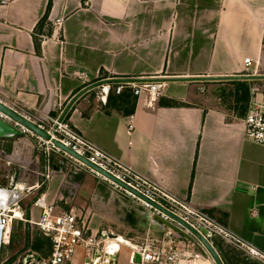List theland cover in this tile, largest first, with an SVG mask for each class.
<instances>
[{
	"label": "crops",
	"instance_id": "obj_1",
	"mask_svg": "<svg viewBox=\"0 0 264 264\" xmlns=\"http://www.w3.org/2000/svg\"><path fill=\"white\" fill-rule=\"evenodd\" d=\"M49 1L8 0L0 8V97L19 99L37 115L57 117L79 91L96 84L64 119L264 253V145L246 138L245 124L250 90L258 87L264 100V79H207L264 75V0H52L37 45L36 27ZM58 18L62 27L54 31ZM246 58L254 60L248 68ZM172 78L200 79L153 82ZM141 81L162 84L160 95H134L128 83ZM120 82L124 89L118 94L114 88ZM237 82L250 86L247 103L244 95L239 98ZM106 83L113 87L112 97L131 94L134 114L127 116L99 99ZM57 156L64 157L66 169L79 172L75 177H83L78 192L89 191L94 200L69 204L55 188L45 187L47 200L57 211L76 213L92 234L122 238L117 264H131L130 246L137 236L162 237L151 227L148 210L131 208L124 214L118 190L100 180L85 185L92 182L87 173L96 176L70 155ZM48 169L49 161L44 164ZM217 242L228 264H251L249 259L262 264L242 250L239 260L228 251L232 245L220 237ZM85 254L79 248L73 264H84Z\"/></svg>",
	"mask_w": 264,
	"mask_h": 264
},
{
	"label": "built area",
	"instance_id": "obj_2",
	"mask_svg": "<svg viewBox=\"0 0 264 264\" xmlns=\"http://www.w3.org/2000/svg\"><path fill=\"white\" fill-rule=\"evenodd\" d=\"M7 2L8 0H1L0 8L5 6ZM62 23L63 18L56 19L54 31L60 30ZM244 63L246 68H248L253 65L254 60L246 58ZM257 63L258 61L256 65H258ZM128 85L132 87L134 95L138 96L146 91L153 98L160 95V88L162 86V84L153 82H141L139 85L130 82ZM123 89V82L118 83L114 88L118 94ZM111 90H113V87L110 83L102 84L98 93L99 99L106 103ZM250 92L251 97L245 116L246 138L264 145V100L259 98L260 90L258 87L253 86ZM0 103L50 135V139H46L0 111V119L17 128L21 134L33 137L39 150L69 157L67 152L63 151L53 142V140L59 141L79 156L86 158L97 168L112 176L119 183L125 184L131 190L140 193L145 198L166 209V211L179 217L193 229L203 235H205L204 230L208 231L210 237H207V239L210 241L214 237H220L239 249L246 251L250 256L264 264V253L232 235L226 226L206 213L201 207L192 205L170 190L151 181L148 177L137 173L131 166L124 163L122 159L104 150L92 140L79 133L64 118L61 119V116L53 117L42 113L37 115L34 108L22 105V103H19V99L7 100L0 97ZM129 130H133L132 120L129 123ZM73 158L77 164L86 167L100 181L108 183L113 189L122 191L128 197L139 201L152 216H159L161 219L177 227L178 230H173L165 226L161 238L146 237L142 241L131 245V263L136 253L140 255L141 264H178L193 256L175 243V239H190L201 244L187 227L179 224L168 214L155 208L152 204L142 200L131 190L122 187L118 182L111 180L97 170L85 166L75 157ZM46 177L49 178V175L47 174ZM41 186V184H36L25 187L14 183V181L7 186L0 185V264H3V247L12 223L16 220L25 221L21 202L28 192L41 188ZM32 207L39 211V218L37 221H26L35 224L44 236L50 239L52 251L47 256L33 254V258L29 264H73L79 248L85 250V259L91 257L94 249H99L103 254L113 253L108 250L106 240H102L98 235L89 232L87 225L80 220L76 213L57 211L55 205L47 200L44 192L37 195ZM195 257L197 258L198 255H195ZM21 259L18 260L19 264H21Z\"/></svg>",
	"mask_w": 264,
	"mask_h": 264
},
{
	"label": "rangeland",
	"instance_id": "obj_3",
	"mask_svg": "<svg viewBox=\"0 0 264 264\" xmlns=\"http://www.w3.org/2000/svg\"><path fill=\"white\" fill-rule=\"evenodd\" d=\"M63 158L64 157L57 156V153L46 154L45 152L39 150L35 139L30 135L28 136L25 134H20L18 136H15L14 138H11L10 140L0 139V185L7 186L12 181H14V183H17L18 185L25 187L36 184L42 185L41 188L28 192L23 201L21 202V209L24 211L25 221L16 220L12 223L7 233V238L3 247V263L6 262L5 264H19L18 260L24 257L28 252H32L33 254H38L41 256H47L49 254L48 246L47 244L45 245L47 237L44 236V234L35 224L26 221L28 220L26 216V209L28 208L30 209L29 220L37 221L39 218V211L34 210L35 208H32L31 203H33V201L38 195V192L42 188L49 187V190L51 188H55L56 192H58L56 194H60V197H62L63 199L65 197L64 200H67L69 204L79 203L80 205L83 204L85 206V202H88L89 204L93 203L94 197L92 196L91 192H78V188L80 186L79 184L83 177H75L78 175L79 172L74 173L73 171L71 172L69 170L70 168L66 169V165L62 164V162L66 163V160H64ZM45 159L47 160V162L49 161L50 169L47 170L48 173H46V171L44 170V164L47 163L45 162ZM54 164H59L60 166V168L56 170L57 172L55 171V169H53ZM61 169L64 172H61ZM81 172L89 171L82 170ZM47 174L49 175V178L46 177ZM86 175L88 176L86 178L92 181L90 184H85L87 186H92L93 180L99 181L97 177H90L89 173H87ZM108 186L112 188L110 185ZM117 199L119 201V207H123L122 209L124 214L128 212V209L131 208H135L142 212L147 211L139 203V201L128 197L122 191L118 190ZM27 223H29L28 225L30 235L28 247L26 246L25 242V230L27 227ZM120 232L122 233V235L125 236V233L123 231ZM155 233L158 234L157 232ZM158 235L153 237H158ZM10 236L12 237L13 244L10 242V240H8ZM140 236H137L135 238L137 242H140L144 239V237ZM36 243H43V246L38 251L34 249V244ZM175 243L180 248H184L185 252L191 253L193 255L191 258L185 260H191L192 263H196L197 260L200 264H205V262L209 264H214L211 257L201 244L200 246L198 243H195L190 239H175ZM226 243L229 242L226 241ZM229 245H232L234 247L228 248L229 253H232V255L237 256L238 259L241 260L243 257L242 253L238 252L239 250L241 251V249L231 243H229ZM121 246H124V244H121ZM197 254L199 257L196 258L195 255ZM249 261H252L251 264H259L251 259H249Z\"/></svg>",
	"mask_w": 264,
	"mask_h": 264
},
{
	"label": "water",
	"instance_id": "obj_4",
	"mask_svg": "<svg viewBox=\"0 0 264 264\" xmlns=\"http://www.w3.org/2000/svg\"><path fill=\"white\" fill-rule=\"evenodd\" d=\"M199 79L200 78H193V79H186V78L156 79L153 82H165V81H176V80H199ZM207 79H209V80H234V79L257 80V79H264V75L225 76V77H213V78H207ZM138 80H140V79H138ZM138 80H136V81H138ZM119 81H123V80L119 79ZM94 87H96V84L95 85H91L89 87H86V88L82 89L81 91H79L73 97V99L69 102V104L67 105L64 114L61 116V119H63L65 117V115L67 114L68 110L71 108V106L74 104V102L82 94H84L85 92L91 90ZM0 111L6 113L10 117L15 119L19 123H21L22 125L28 127L32 131H34L35 133L43 136L46 139H50V135L49 134H47L45 131L39 129L35 124L31 123L30 121H28L24 117H22L19 114L15 113L14 111H12L10 108H8L7 106H5L2 103H0ZM20 134L21 133H20V131L17 128H15L11 124L7 123L6 121H3V120L0 119V138H14L15 136H18ZM53 142L55 143L56 146L61 148L63 151L67 152L72 157H75L76 159H78L85 166H87V167H89L91 169L97 170L98 172L102 173L103 175H106L107 177H109L111 180L116 181L112 176L108 175L106 172H104L101 169L97 168L95 165L90 163L86 158L79 156L74 151H72L68 147L64 146L63 144H61L59 141L53 140ZM116 182H118V181H116ZM119 184L122 187L131 190L125 184H122V183H119ZM131 191L135 195H137L139 198H141L142 200L147 201L148 203L152 204L155 208H157V209L165 212L166 214H168L172 219L177 221L179 224L187 227L192 232V234L195 236V239L198 240L201 243L203 248L206 250V252L211 257V259L214 262V264H225L223 259H222V257H221V255L219 254V252L217 251V249L213 245V242L210 241L209 239H207V237H210V233L208 231L204 230L203 232H204L205 235H203L202 233H200L197 230L193 229L189 224H187L186 222L181 220L179 217H177V216L171 214L170 212L166 211V209H164L163 207H161L157 203L145 198L140 193H138V192H136L134 190H131ZM151 217L152 218H151V221H150V225H151V227L153 229H156V232H158V233H163L164 229H165V226L166 227H170L173 230H178L175 225H173L172 223H170L168 221H165V220L161 219L159 216H151ZM99 237L102 240H108V239L115 240V239L119 238L118 235H116L114 233L104 232V231H100L99 232ZM118 257H119L118 252L103 254L99 249H94L91 257L84 260V264H117ZM32 258H33V253L32 252H28L24 257H22L21 264H29L31 262ZM140 262H141L140 255L138 253H136L134 255L133 262L131 264H140Z\"/></svg>",
	"mask_w": 264,
	"mask_h": 264
},
{
	"label": "trees",
	"instance_id": "obj_5",
	"mask_svg": "<svg viewBox=\"0 0 264 264\" xmlns=\"http://www.w3.org/2000/svg\"><path fill=\"white\" fill-rule=\"evenodd\" d=\"M51 5H52V0H50L48 2V5H47V9L45 11V14L44 16L42 17V19L39 21L37 27H36V30H38V32H36L35 34V41L37 42V45H38V38H37V35H39V31H41L42 27H44V25H46L47 23V19H48V15H49V12H50V9H51ZM237 85L239 86V98H242V95H244V98L246 99L245 102L247 103V99H249V87L248 84L246 82H237ZM244 93V94H243ZM248 94V95H247ZM135 99L131 96L130 93H126V94H121L119 95L118 97H112V93L110 92L109 95H108V98H107V104L106 106L107 107H112L114 106L115 109L120 112V113H123L127 116H130L132 114H134V111H135ZM8 140V139H7ZM45 188H42L39 192H38V195L41 194L42 192H44ZM34 202V201H33ZM31 205H33V203H31ZM30 205V206H31ZM26 216L29 220V217H30V209H26ZM29 223L26 224V230H25V242H26V246L28 247L29 246V241H30V235H29ZM217 239L218 237H214L212 238V242H213V245L215 246V248L217 249V251L219 252V254L221 255V252H220V247H219V243L217 242ZM10 242L13 244V240H12V237L10 236L9 239ZM47 244L48 246V252L49 254L51 253L52 251V243L50 241L49 238L46 239V242H45V245ZM43 246V243H36L34 244V249L36 251H38L39 249H41V247ZM27 250V249H25ZM48 254V255H49ZM222 257V255H221ZM223 261L225 264H228L227 261L222 257ZM6 262H4L3 264H5Z\"/></svg>",
	"mask_w": 264,
	"mask_h": 264
},
{
	"label": "bare ground",
	"instance_id": "obj_6",
	"mask_svg": "<svg viewBox=\"0 0 264 264\" xmlns=\"http://www.w3.org/2000/svg\"><path fill=\"white\" fill-rule=\"evenodd\" d=\"M124 242L122 238H118L115 240H111L110 242L107 243V248L110 252L116 253L120 251L121 249V243Z\"/></svg>",
	"mask_w": 264,
	"mask_h": 264
}]
</instances>
